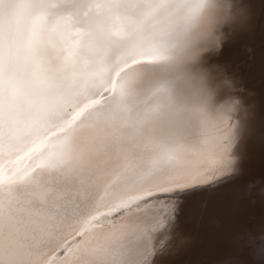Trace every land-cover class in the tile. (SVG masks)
<instances>
[{
	"label": "bare ground",
	"instance_id": "1",
	"mask_svg": "<svg viewBox=\"0 0 264 264\" xmlns=\"http://www.w3.org/2000/svg\"><path fill=\"white\" fill-rule=\"evenodd\" d=\"M213 11L211 0H2L0 210L12 214L16 194L28 193L53 239L85 230L103 213L132 223L135 194L206 179L212 137L198 145L193 137L210 131L226 70L257 113L256 135L240 149L245 178L256 186L243 200L222 187L206 215L188 225L191 240L166 259L218 264L233 231L261 236L264 3L250 0V22L224 44L229 66L210 65L222 51H206L202 42ZM152 48L157 58L137 63ZM170 241L154 240L156 251L166 253ZM127 252L122 236H101L76 264H124Z\"/></svg>",
	"mask_w": 264,
	"mask_h": 264
},
{
	"label": "snow or ice",
	"instance_id": "2",
	"mask_svg": "<svg viewBox=\"0 0 264 264\" xmlns=\"http://www.w3.org/2000/svg\"><path fill=\"white\" fill-rule=\"evenodd\" d=\"M259 2L264 3V0ZM223 54L224 49L218 57H210L209 64L229 66ZM156 58L157 50L152 48L145 51L143 59L137 63H148ZM255 135L256 129L249 139ZM261 138L264 140V132ZM242 169L240 175L219 183L208 176L192 183L158 185L134 195L133 198L139 203L128 209L135 217L134 222L120 223L111 212L103 213L98 222L86 225L85 230L58 234L53 239L45 235L43 209L28 193H18L9 205L12 214L0 210V264H76L78 257L99 237L117 234L124 238L128 249L127 254L123 255L124 264H174L166 257L185 245L186 238L191 240L188 225L206 215L211 198L222 187L230 189L240 200L251 197L257 181L255 178H245L243 165ZM260 195L264 197V188ZM157 226L164 231L157 233ZM259 233L264 240V226ZM255 234L247 228L233 231L231 249L218 260V264H245L239 257L248 250ZM166 235L171 236L168 251H156L153 241L159 243ZM138 236L142 237L140 244L135 243Z\"/></svg>",
	"mask_w": 264,
	"mask_h": 264
},
{
	"label": "clouds",
	"instance_id": "3",
	"mask_svg": "<svg viewBox=\"0 0 264 264\" xmlns=\"http://www.w3.org/2000/svg\"><path fill=\"white\" fill-rule=\"evenodd\" d=\"M214 5L211 23L204 36L205 50L222 51L229 37L243 29L251 20L248 9L250 0H211ZM218 87L222 95L215 107L210 131L201 130L193 137L194 145L205 134L212 137L211 153L214 164L210 175L215 179H225L239 175L242 170L243 156L240 149L246 146L250 138L252 121L257 118L254 106L249 105L240 93L245 89L238 84L226 70L218 77ZM184 158L191 161V153Z\"/></svg>",
	"mask_w": 264,
	"mask_h": 264
},
{
	"label": "rangeland",
	"instance_id": "4",
	"mask_svg": "<svg viewBox=\"0 0 264 264\" xmlns=\"http://www.w3.org/2000/svg\"><path fill=\"white\" fill-rule=\"evenodd\" d=\"M252 247L241 253L240 259L245 264H264V240L260 236L255 235ZM252 259H257L258 262H253Z\"/></svg>",
	"mask_w": 264,
	"mask_h": 264
},
{
	"label": "water",
	"instance_id": "5",
	"mask_svg": "<svg viewBox=\"0 0 264 264\" xmlns=\"http://www.w3.org/2000/svg\"><path fill=\"white\" fill-rule=\"evenodd\" d=\"M254 262V261H253Z\"/></svg>",
	"mask_w": 264,
	"mask_h": 264
}]
</instances>
